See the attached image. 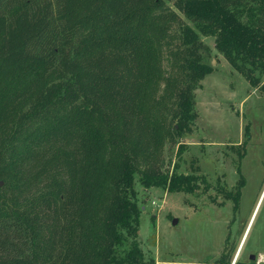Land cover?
I'll list each match as a JSON object with an SVG mask.
<instances>
[{
  "label": "trees",
  "instance_id": "16d2710c",
  "mask_svg": "<svg viewBox=\"0 0 264 264\" xmlns=\"http://www.w3.org/2000/svg\"><path fill=\"white\" fill-rule=\"evenodd\" d=\"M174 5L257 83L264 0ZM178 19L165 0H0V264L155 263L137 240L134 173L145 186L196 187L162 171L158 153L165 98L177 105L171 129H186L192 84L210 71L184 25V84L163 76L161 45Z\"/></svg>",
  "mask_w": 264,
  "mask_h": 264
},
{
  "label": "rangeland",
  "instance_id": "374dc122",
  "mask_svg": "<svg viewBox=\"0 0 264 264\" xmlns=\"http://www.w3.org/2000/svg\"><path fill=\"white\" fill-rule=\"evenodd\" d=\"M165 3L179 19L171 24L161 45L163 76L173 78L176 88L184 84L187 76L182 66L184 25L198 34L202 43L198 49L200 61L209 65L210 71L192 84L193 115L186 129L178 133L171 129L172 113L177 105L172 98H165L168 108L165 123L169 132L158 153L162 171L170 173L174 169L190 174L196 187L186 191L169 190L165 185L145 186L139 182V172L134 173L133 187L140 206L139 246L145 257L154 258V264H208L223 233V223L211 219L209 185L218 179H233L234 166L239 162L245 178L240 211L246 216L250 214L245 245L264 251V85L260 86L264 84V74L252 71L251 75L257 77V83H252L216 49L215 36L203 33L204 23L185 16L174 0ZM245 6L228 5L231 10ZM164 79L160 87L164 86ZM237 151L244 152L240 159ZM220 205L217 204L218 216L222 214ZM172 218H176L175 222ZM247 251L249 248L244 254Z\"/></svg>",
  "mask_w": 264,
  "mask_h": 264
},
{
  "label": "flooded vegetation",
  "instance_id": "af4514ba",
  "mask_svg": "<svg viewBox=\"0 0 264 264\" xmlns=\"http://www.w3.org/2000/svg\"><path fill=\"white\" fill-rule=\"evenodd\" d=\"M233 172L235 173L233 179H218L209 185L211 219L223 223V233L220 242L212 250V259L208 264H264V251L245 245L250 215L246 216L240 211V198L245 178L240 165L238 167L235 165ZM217 204H221V216L217 214ZM247 248L249 251L244 254Z\"/></svg>",
  "mask_w": 264,
  "mask_h": 264
},
{
  "label": "water",
  "instance_id": "95a60500",
  "mask_svg": "<svg viewBox=\"0 0 264 264\" xmlns=\"http://www.w3.org/2000/svg\"><path fill=\"white\" fill-rule=\"evenodd\" d=\"M176 218H172V222H175Z\"/></svg>",
  "mask_w": 264,
  "mask_h": 264
}]
</instances>
